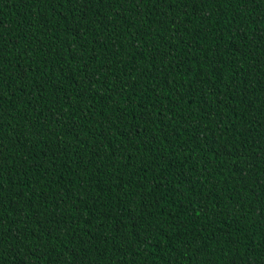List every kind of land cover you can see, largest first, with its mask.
Listing matches in <instances>:
<instances>
[{"label":"trees","instance_id":"trees-1","mask_svg":"<svg viewBox=\"0 0 264 264\" xmlns=\"http://www.w3.org/2000/svg\"><path fill=\"white\" fill-rule=\"evenodd\" d=\"M0 264H264V0H0Z\"/></svg>","mask_w":264,"mask_h":264}]
</instances>
